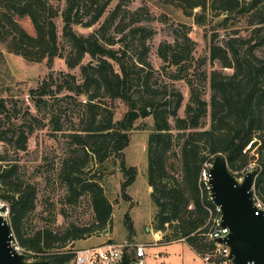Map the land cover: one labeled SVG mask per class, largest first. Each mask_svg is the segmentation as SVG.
<instances>
[{
  "label": "trees",
  "instance_id": "trees-1",
  "mask_svg": "<svg viewBox=\"0 0 264 264\" xmlns=\"http://www.w3.org/2000/svg\"><path fill=\"white\" fill-rule=\"evenodd\" d=\"M64 1L61 16L66 55L58 42L54 22L58 12L48 0H0V43L5 45L8 53L31 63L48 60L49 66L60 58L65 60L70 70L80 69L81 81L75 75L61 73L58 85H55L54 74L50 73V82L45 81L30 90V100L40 112L47 105V98H55L63 92L75 99L86 96L84 107L89 117L86 123L81 121L84 127L80 130L84 135L73 134L71 138L85 150H90L100 163H104L111 154L122 158L135 123L152 117L147 176L153 190L151 198L157 208L152 223L154 230L163 233L161 244L184 242L204 257L216 246L208 236L212 224L207 208L214 205L202 196L199 184L206 163H212L218 154H223L233 172L246 173L255 160L259 175L254 183V198L264 207V54H257V50L264 46V35L259 41V34L264 30V0H164L177 4L186 16L194 17L199 26L208 23V11L217 17L223 16L219 21L223 30L241 26L245 20L249 26H258L248 39L233 31L224 43L212 42L210 61L212 65L218 63L221 70H213L209 77L205 74V78H209V100L206 99V89L196 90L189 75L174 77V80L186 79L191 88L184 117L179 116L184 101L181 92L175 89L169 92L168 88L163 92L154 91L148 76L140 77L145 67H150L147 41L154 36L153 29L137 26L124 34L125 28L116 25L123 12L119 6L94 33L79 35L74 27L91 28L98 24L113 0L103 3L102 0ZM196 9L200 11L195 13ZM129 14L132 17L138 15ZM14 16L29 17L36 35L32 36L22 29ZM231 21L234 25H230ZM114 27V36L108 37ZM189 33L188 30L184 33L182 42L174 35V42L160 45L158 56L167 67H181L195 50L196 43ZM130 38L132 43H128ZM134 41L138 45L137 58L130 53L134 52ZM118 45L120 49H114ZM87 57L91 60L84 64ZM2 61L3 53L0 51V63ZM226 70L232 72L226 73ZM136 76L141 82L136 81ZM5 82L0 75V143L17 152H25L29 139L42 126L36 124L39 118L31 113L30 108L23 114L18 110L19 99H16L12 85ZM136 84L141 87L140 92L133 91ZM102 95L127 105L128 111L122 120L115 122L113 111L101 109ZM208 118L210 127L206 128ZM27 119L32 121L28 125L25 124ZM50 124L60 131L56 120H51ZM5 162L7 158L0 155V186L4 190L0 198L10 204L9 221L19 246L33 253L34 258L41 255L42 259H51L52 264H70L72 252L52 250L54 244L68 239L72 232L63 239H58L49 231L30 235L24 233V220L36 209V188L31 184L24 186L19 177L18 164L3 165ZM86 164V159L72 162L70 171L65 175L73 199L79 196L81 183L80 179L74 178V173ZM121 168L127 177L123 186L125 190L135 182L137 170L127 168L124 163ZM83 187L92 195L96 215L93 228L106 229L112 222L113 207L103 187L92 183ZM91 230L78 229L73 239L80 240Z\"/></svg>",
  "mask_w": 264,
  "mask_h": 264
},
{
  "label": "rangeland",
  "instance_id": "rangeland-1",
  "mask_svg": "<svg viewBox=\"0 0 264 264\" xmlns=\"http://www.w3.org/2000/svg\"><path fill=\"white\" fill-rule=\"evenodd\" d=\"M49 4L58 12L54 22L58 33V42L63 48L62 51L67 54V44L63 38L64 23L62 12L65 8L64 0H48ZM106 0H102L101 3ZM170 1V0H168ZM121 7V15L116 22L125 28L127 34L130 29L137 26H144L155 31L154 36L147 41L150 49L147 62L150 67H145L140 77L146 75L149 78L152 90L163 92L166 88L170 92L175 89L182 93L184 101L179 111V116L184 117L186 106L190 100L191 88L187 80H174L178 75H189L193 79L194 87L198 91L206 89V99H210L209 78L213 70H221L218 63L212 65L210 61V47L212 42L224 43L233 31L240 32L245 38H250L254 29L258 26H249L248 21L229 30H223L219 26V21L223 18L216 14L208 13V23L205 26H199L195 23L194 17H188L177 6L164 0H113L109 5L104 17L98 24L91 28L75 26L74 31L79 35L87 36L99 29L107 20L110 13L116 8ZM196 9L194 12L198 13ZM129 13H138L132 17ZM14 20L28 34L35 36L36 30L29 17L14 16ZM234 25V21L230 22ZM7 29H10L7 26ZM116 27V26H115ZM115 27L111 29L108 37L114 36ZM189 31V37L196 43V48L189 56L188 60L181 64V67H170L162 62L158 56V49L163 43H172L177 35L182 42L184 33ZM264 35V30L259 34V41ZM121 35H119V38ZM132 43V39H128ZM137 44L133 42L134 57H138ZM185 46H183L184 48ZM114 49H120V45ZM0 51L3 53V61L0 63V75L5 80V84L12 85L13 92L16 94L18 110L22 114L30 108L31 113L39 118L36 122L40 127L29 139L28 150L17 152L9 146L0 143V155L7 158V164H18L19 177L25 184H31L36 188L35 205L36 209L24 220L23 231L30 235L39 231H49L58 239H63L69 232L72 235L66 240L54 244L55 251L74 252L84 248L93 247L102 244L110 236V241L115 245L124 244L128 240H133L134 244H143L146 252L147 264H208L199 256L189 245L185 243L161 244L163 233L156 232L153 226V218L157 208L152 201V188L148 184V139L153 127V119H139L132 132L129 133L130 141L128 147L124 150L122 158L111 154L109 158L100 163L92 152L78 145L72 138L73 134H82L84 124L88 120L87 109L84 107L86 96H80L77 99L67 97V92L47 98V105L38 112L30 100L29 92L41 86L50 79L48 75L54 74L55 85L61 83L59 74L75 75L78 81H81L80 69L70 70L64 59L56 58L51 66L48 60L42 63H31L20 56L7 52L5 45L0 43ZM259 56L264 54V46L257 50ZM87 57L84 64L90 62ZM181 69V71H180ZM226 70V73H231ZM135 77V75H134ZM136 76V81L139 80ZM141 87L136 84L133 91L140 92ZM102 110L114 113V121L123 119L128 111L127 105L120 101H111L102 95L100 100ZM103 116L106 115L99 111ZM13 119V118H11ZM51 120L57 121V127L60 131L53 129ZM14 121V120H11ZM32 121L27 119L25 124ZM210 127V118L206 121V128ZM56 128V127H55ZM86 159V165L80 167V171L74 173V178L81 180L78 187L79 196L74 199L70 197L65 175L70 171L72 162L83 161ZM127 168L137 170L135 182L124 190V184L127 177L122 172V164ZM257 168V163L253 160L249 169ZM238 178L242 179L243 172H234ZM92 183L102 186L105 196L113 207L112 222L104 230H96L93 225L96 221L94 207L92 205V195L83 186ZM1 185V184H0ZM4 193L0 186V195ZM0 201H3L0 198ZM10 205L9 203H7ZM9 220V216L7 217ZM92 229L80 240H74L73 234L78 229ZM106 231V233H105ZM160 234L161 240L158 242L155 238ZM14 243L18 246V241L14 236ZM106 243H109L106 241ZM60 247V249H57ZM20 249L30 257L34 254ZM159 253V255H158Z\"/></svg>",
  "mask_w": 264,
  "mask_h": 264
},
{
  "label": "water",
  "instance_id": "water-1",
  "mask_svg": "<svg viewBox=\"0 0 264 264\" xmlns=\"http://www.w3.org/2000/svg\"><path fill=\"white\" fill-rule=\"evenodd\" d=\"M210 174L213 203L220 207L222 214L220 227L229 230L228 235L215 239V243L229 249L231 264H264V209L257 206L254 198L259 169L248 170L240 179L230 169L227 157L218 154ZM13 242L12 225L0 213V264H52L51 259L31 260ZM136 261L135 244L128 241L118 264H135Z\"/></svg>",
  "mask_w": 264,
  "mask_h": 264
},
{
  "label": "built area",
  "instance_id": "built-area-1",
  "mask_svg": "<svg viewBox=\"0 0 264 264\" xmlns=\"http://www.w3.org/2000/svg\"><path fill=\"white\" fill-rule=\"evenodd\" d=\"M212 163H206L201 172L199 184L202 196L206 198L208 202H211L214 206L207 208L210 218L209 222L212 224L210 229L209 238L215 243V239L224 237L229 234V230L222 229L221 223V209L213 203L212 192H211V174L210 168ZM256 200V199H255ZM257 206L264 209L261 203L256 200ZM0 213L5 217L9 216L8 204L0 201ZM13 245L20 251L23 252L14 242ZM215 248L206 254L202 259L208 264H231L228 260L229 249L226 246L215 243ZM124 244L115 245L110 243H103L89 248H84L72 252L73 260L70 264H118L122 258V249ZM137 252V261L135 264H147L146 252L144 245H135ZM39 255L38 258L30 257L31 260L42 259Z\"/></svg>",
  "mask_w": 264,
  "mask_h": 264
},
{
  "label": "crops",
  "instance_id": "crops-1",
  "mask_svg": "<svg viewBox=\"0 0 264 264\" xmlns=\"http://www.w3.org/2000/svg\"><path fill=\"white\" fill-rule=\"evenodd\" d=\"M155 238H156L157 241L159 242V241L161 240V236H160V234H156V235H155ZM110 239H111V238H110V236H109L108 239H107L106 241L109 242ZM106 241H104L103 243H106ZM128 241H132V242L134 243L133 240H128ZM128 241H126V242H128ZM126 242H125V243H126ZM103 243H102V244H103ZM125 243H124V244H125ZM181 243H184V242H181ZM174 244H177V243H174ZM185 244H186V243H185ZM135 245H143V244H139V243H138V244H135ZM191 249H192V248H191ZM158 255H159V253H158Z\"/></svg>",
  "mask_w": 264,
  "mask_h": 264
}]
</instances>
